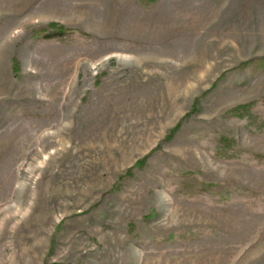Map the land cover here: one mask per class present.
<instances>
[{
    "label": "rangeland",
    "instance_id": "rangeland-1",
    "mask_svg": "<svg viewBox=\"0 0 264 264\" xmlns=\"http://www.w3.org/2000/svg\"><path fill=\"white\" fill-rule=\"evenodd\" d=\"M262 56L264 0H0V264H264V130L229 113L264 119Z\"/></svg>",
    "mask_w": 264,
    "mask_h": 264
},
{
    "label": "trees",
    "instance_id": "trees-1",
    "mask_svg": "<svg viewBox=\"0 0 264 264\" xmlns=\"http://www.w3.org/2000/svg\"><path fill=\"white\" fill-rule=\"evenodd\" d=\"M157 1V0H140V3H142L144 6H148L152 2ZM69 29L65 28L62 25H59L55 22H51L47 26H43L38 28L37 30L34 31V34L36 35H43L45 38H52L56 36H62L66 33H69ZM243 63V62H242ZM241 63L242 68L245 65H253L256 66L255 68H258L261 71H264V56L262 57H254L252 60H249L247 62H244L243 64ZM258 101H251L249 103L241 104L239 106H236L235 108H232L229 110V113H231L234 116L238 117H251V125L255 126L256 129H259L261 131L264 130V119L262 121L256 122L255 118H252V109L256 106ZM189 115V114H188ZM181 125V122H179L175 128L171 131L169 136L167 137V140H170L174 134L178 131L179 127ZM258 132V131H257ZM220 140L223 143V148L231 147L232 146V139H227L226 137L222 136L220 137ZM139 164V163H138ZM208 185L201 183V188L204 189Z\"/></svg>",
    "mask_w": 264,
    "mask_h": 264
}]
</instances>
